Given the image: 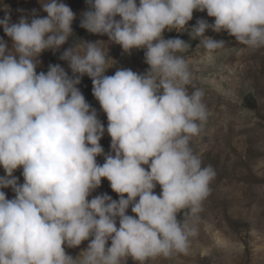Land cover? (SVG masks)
Returning <instances> with one entry per match:
<instances>
[{
  "label": "clouds",
  "instance_id": "obj_1",
  "mask_svg": "<svg viewBox=\"0 0 264 264\" xmlns=\"http://www.w3.org/2000/svg\"><path fill=\"white\" fill-rule=\"evenodd\" d=\"M87 3L80 27L106 35L125 53L143 49L149 67L105 75L114 61L98 40L63 51L71 76L59 64L37 73L41 54L56 52L73 35L75 13L61 0H44L46 16L34 10L30 20L13 23L7 14L0 20L11 40L9 47L0 38V167L6 174L0 189L15 193L8 199L0 191V264H147L187 253L215 171L202 166L192 147L208 112L202 90L189 92L192 72L180 53L191 44L163 33L188 31L209 58L225 45L206 36L209 29L226 31L253 51L264 49V0ZM194 11H206L214 22L198 19L188 29ZM85 75L107 116L106 129L77 87ZM105 131L108 154L99 143ZM18 168L23 184L13 175ZM102 179L118 200L107 194L88 199ZM130 206L134 215L127 214ZM84 241L79 255L66 253L65 246Z\"/></svg>",
  "mask_w": 264,
  "mask_h": 264
},
{
  "label": "rangeland",
  "instance_id": "obj_2",
  "mask_svg": "<svg viewBox=\"0 0 264 264\" xmlns=\"http://www.w3.org/2000/svg\"><path fill=\"white\" fill-rule=\"evenodd\" d=\"M40 2L0 0V20L6 14L11 16L13 23L18 22L22 16L30 20L34 10L39 16H46ZM61 2L75 13L73 35L56 52L49 50L41 54L37 73L46 72L50 64H59L71 76L68 62L60 59L63 51L78 45L80 41L98 40L105 42L108 57L114 61L105 75H114L121 68L137 73L148 69L143 49L125 53L121 46L108 42L106 35L93 34L80 27L82 15L89 9L87 0ZM198 19L207 20L209 24L214 22V18L208 17L206 11H194L187 28L195 26ZM205 35L225 41L224 47L216 50L211 58L198 45V40L190 38L188 31L181 33L165 30L163 33L165 39L180 38L191 44L187 51L180 53L192 72L189 92L196 88L202 90L203 103L208 112L204 131L193 139L192 147L200 156L202 166L214 169L215 177L209 185L208 196L202 202L196 234L190 239L187 253L171 258L157 257L150 259L147 264H264V49L253 51L236 42L226 31L216 33L209 29ZM0 38L11 47V40L2 27ZM77 87L86 102L96 109L97 118L106 129L107 116L92 95L91 79L87 75L83 76ZM99 143L104 154L111 152V137L107 131ZM96 160L102 165L105 162L104 155L97 156ZM22 171V168H18L13 173L19 184L24 182ZM5 175L4 169L0 167V176ZM0 191H4L8 199L15 197L10 187ZM160 192L161 188L157 185L154 193L159 195ZM101 194L119 199L107 179H102L101 186L88 199ZM127 214L134 215L131 206ZM88 243L84 241L77 248L65 246V251L76 257ZM128 264L135 262L130 259Z\"/></svg>",
  "mask_w": 264,
  "mask_h": 264
},
{
  "label": "trees",
  "instance_id": "obj_3",
  "mask_svg": "<svg viewBox=\"0 0 264 264\" xmlns=\"http://www.w3.org/2000/svg\"><path fill=\"white\" fill-rule=\"evenodd\" d=\"M84 30V29H83Z\"/></svg>",
  "mask_w": 264,
  "mask_h": 264
}]
</instances>
